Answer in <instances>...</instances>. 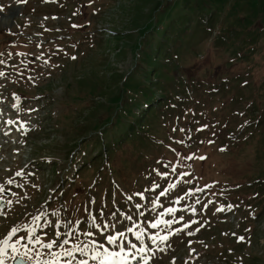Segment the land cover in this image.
I'll list each match as a JSON object with an SVG mask.
<instances>
[{"label":"rangeland","instance_id":"374dc122","mask_svg":"<svg viewBox=\"0 0 264 264\" xmlns=\"http://www.w3.org/2000/svg\"><path fill=\"white\" fill-rule=\"evenodd\" d=\"M119 5L0 0L3 264H264V0Z\"/></svg>","mask_w":264,"mask_h":264},{"label":"snow or ice","instance_id":"6c2138e0","mask_svg":"<svg viewBox=\"0 0 264 264\" xmlns=\"http://www.w3.org/2000/svg\"><path fill=\"white\" fill-rule=\"evenodd\" d=\"M73 59H75V57H73ZM0 63H2V61H0ZM0 75H3L2 72H0ZM9 123H11V121H9ZM200 159H203V157H200ZM23 175L22 172H17L16 173V176H21ZM8 184H11L13 183V181L11 179H9L7 181ZM172 187H175V185H169V188L168 189H165L164 192H161L160 195L161 196H164L166 194V192L171 189ZM3 191H5L4 189V186L3 185H0V193H2ZM167 211H174L173 209H167ZM159 223H164L165 225H170L172 223V221H160V220H157L156 222L152 223L151 227L152 228H156L158 226ZM185 227H187V225H185ZM19 229L18 228H13L10 232H9V237L13 236ZM179 231V229L177 230ZM123 233H119V236L120 237H123ZM137 238L139 239V234H137ZM161 240H167L168 239V236L165 235V236H161L159 237ZM107 241L110 243V244H117L118 248H119V242H118V238L117 236L115 235H108L106 237ZM239 240H243L244 237H238ZM38 243H40V241H37ZM17 244L19 243V241L16 242ZM57 242L56 241H50L48 243H43L42 244V247L46 248V249H51L53 247L54 244H56ZM64 243H67V241H64ZM0 244H3L5 247H11L12 250L15 252L16 251V248H15V245H9L7 243V238L5 239V241L3 242H0ZM132 247H135V245H132ZM141 252L145 251L144 248H141L140 249ZM3 254H4V247H0V264H3ZM64 255H71V252H65L63 253ZM105 256L106 257H109L112 259L113 261V264H122V262L124 260L127 259V256L125 255V248H119L118 251H108V250H105ZM95 259V257H93Z\"/></svg>","mask_w":264,"mask_h":264},{"label":"trees","instance_id":"16d2710c","mask_svg":"<svg viewBox=\"0 0 264 264\" xmlns=\"http://www.w3.org/2000/svg\"><path fill=\"white\" fill-rule=\"evenodd\" d=\"M215 16H217V15H215ZM148 98H146L148 101H151V100H156L157 99V97L156 96H154V95H151V94H148V95H146ZM152 96H154V97H152ZM159 99H162L161 98V96H159ZM159 101V100H158ZM150 103V102H149ZM85 167H86V165H85Z\"/></svg>","mask_w":264,"mask_h":264},{"label":"water","instance_id":"95a60500","mask_svg":"<svg viewBox=\"0 0 264 264\" xmlns=\"http://www.w3.org/2000/svg\"><path fill=\"white\" fill-rule=\"evenodd\" d=\"M1 204V202H0ZM13 264H23V262L20 259H16L13 261Z\"/></svg>","mask_w":264,"mask_h":264},{"label":"bare ground","instance_id":"6f19581e","mask_svg":"<svg viewBox=\"0 0 264 264\" xmlns=\"http://www.w3.org/2000/svg\"><path fill=\"white\" fill-rule=\"evenodd\" d=\"M7 140H9L8 138H6ZM9 145H10V143H9Z\"/></svg>","mask_w":264,"mask_h":264}]
</instances>
